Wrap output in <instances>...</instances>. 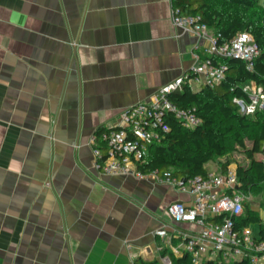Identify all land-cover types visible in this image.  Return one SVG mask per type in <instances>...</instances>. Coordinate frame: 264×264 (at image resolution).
<instances>
[{
	"label": "crops",
	"instance_id": "0c3cea01",
	"mask_svg": "<svg viewBox=\"0 0 264 264\" xmlns=\"http://www.w3.org/2000/svg\"><path fill=\"white\" fill-rule=\"evenodd\" d=\"M172 10V0H0V264L183 256L175 234L199 227L172 222L166 208L190 195L99 173L90 144L192 66L199 41ZM226 160L208 173H224ZM251 212L258 234L247 227L263 237L264 209ZM164 225L170 244L155 235Z\"/></svg>",
	"mask_w": 264,
	"mask_h": 264
},
{
	"label": "built area",
	"instance_id": "2783aa9c",
	"mask_svg": "<svg viewBox=\"0 0 264 264\" xmlns=\"http://www.w3.org/2000/svg\"><path fill=\"white\" fill-rule=\"evenodd\" d=\"M173 22L178 28L190 32L198 39L193 47V64L179 78L162 87L154 98L127 108L118 124L95 131L91 138L96 171L108 175H123L138 180L152 179L190 195L189 204L183 201L170 203L166 210L172 222L191 223L199 227L178 232L181 244L173 247L176 254L189 255L194 264L218 257L220 261L264 264V237H257L250 227H240L238 219L244 213L246 197L239 190L237 169L227 166L224 173H208L186 180L171 171L141 170L151 146L160 144L170 131L167 118L174 116L185 129H195L202 119L192 110L179 108L169 96L185 86H210L222 82L228 70L223 60H242L252 69L261 49L249 32L237 34L230 42L219 44V36L211 32L200 15H184L173 6ZM206 41V46L202 42ZM245 96L234 102L243 115L264 111V87L250 82L242 87ZM264 148V145H263ZM180 231L178 229H174ZM155 235L171 241L167 225ZM162 264H173L169 257Z\"/></svg>",
	"mask_w": 264,
	"mask_h": 264
},
{
	"label": "trees",
	"instance_id": "16d2710c",
	"mask_svg": "<svg viewBox=\"0 0 264 264\" xmlns=\"http://www.w3.org/2000/svg\"><path fill=\"white\" fill-rule=\"evenodd\" d=\"M173 6L184 15H200L202 22L212 33L219 36L218 43L230 42L237 34L249 32L259 45L261 54L252 69L242 60H223L228 70L225 79L214 87L205 86L195 91L185 86L169 96L179 108L194 111L202 124L195 129H185L174 117L167 118L170 131L160 144L150 147L142 171H171L180 179L206 176V165L235 152L245 151L248 165L239 164L237 169L240 192L246 199L259 188H264V162L256 160L257 153L264 152V111L255 115H243L234 102L245 96L243 85L256 82L264 87V7L261 0H172ZM250 138V147L246 138ZM229 160L222 163L225 172ZM246 206L247 203L245 202ZM246 208V207H245ZM238 219L240 227L260 224V218L247 208ZM264 235V227L262 232ZM264 237V236H263ZM167 252L163 251L162 256ZM173 264H194L187 254L174 257ZM139 264H161L158 260H139ZM201 264H251L209 260Z\"/></svg>",
	"mask_w": 264,
	"mask_h": 264
},
{
	"label": "rangeland",
	"instance_id": "374dc122",
	"mask_svg": "<svg viewBox=\"0 0 264 264\" xmlns=\"http://www.w3.org/2000/svg\"><path fill=\"white\" fill-rule=\"evenodd\" d=\"M261 4L264 7V0H261ZM250 138H246V145L250 147ZM227 158L226 161L229 160L230 163H236V164H244L247 162V156L245 154V151L242 149H237L235 152L231 153L230 155L224 157V159ZM247 206L246 208L248 210H253L254 208H263L264 209V188H259L254 192L251 196L247 198ZM252 228H255L256 234H258L259 226L253 224ZM215 261H220L218 257H213Z\"/></svg>",
	"mask_w": 264,
	"mask_h": 264
},
{
	"label": "water",
	"instance_id": "95a60500",
	"mask_svg": "<svg viewBox=\"0 0 264 264\" xmlns=\"http://www.w3.org/2000/svg\"><path fill=\"white\" fill-rule=\"evenodd\" d=\"M182 181H184V182H185V181H186V179H182Z\"/></svg>",
	"mask_w": 264,
	"mask_h": 264
}]
</instances>
